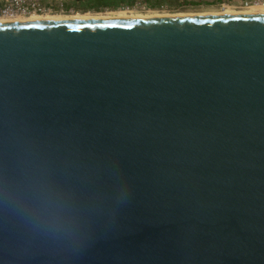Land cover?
I'll use <instances>...</instances> for the list:
<instances>
[{
    "label": "water",
    "instance_id": "water-1",
    "mask_svg": "<svg viewBox=\"0 0 264 264\" xmlns=\"http://www.w3.org/2000/svg\"><path fill=\"white\" fill-rule=\"evenodd\" d=\"M0 264H264V11L0 21Z\"/></svg>",
    "mask_w": 264,
    "mask_h": 264
},
{
    "label": "rangeland",
    "instance_id": "rangeland-1",
    "mask_svg": "<svg viewBox=\"0 0 264 264\" xmlns=\"http://www.w3.org/2000/svg\"><path fill=\"white\" fill-rule=\"evenodd\" d=\"M135 0H120L113 6L95 7H81L78 1L74 0H44L43 2L51 7L48 14L71 15V14H85L90 15H114L119 12H124L127 15H144V14H175V13H210L222 12L224 9L233 11H248L250 9L239 8H222L217 5H211L210 0H146L150 7L146 9L137 8L134 4ZM3 2H0V5ZM45 13V14H46ZM48 15V17H52ZM1 16V15H0ZM44 16V15H42ZM47 17V15H45ZM55 16V15H54ZM153 16V15H152ZM3 18V17H1Z\"/></svg>",
    "mask_w": 264,
    "mask_h": 264
},
{
    "label": "built area",
    "instance_id": "built-area-1",
    "mask_svg": "<svg viewBox=\"0 0 264 264\" xmlns=\"http://www.w3.org/2000/svg\"><path fill=\"white\" fill-rule=\"evenodd\" d=\"M44 0H2L0 5V15L8 16L12 14L29 15L31 13L45 14L50 12L51 7L47 6ZM211 5H217L222 8L250 9L255 5H264V0H210ZM137 8L146 9L150 7L146 0H135Z\"/></svg>",
    "mask_w": 264,
    "mask_h": 264
},
{
    "label": "bare ground",
    "instance_id": "bare-ground-1",
    "mask_svg": "<svg viewBox=\"0 0 264 264\" xmlns=\"http://www.w3.org/2000/svg\"><path fill=\"white\" fill-rule=\"evenodd\" d=\"M264 11V5H255L252 6V8L248 11H233L229 9H224L222 12H210V13H200V14H211V13H237V12H262ZM185 14H195V13H175V14H144V15H127L124 12H119L114 15H101V14H96V15H90L88 13L85 14H71V15H52V14H39V13H31L29 15H19V14H12L8 16H0V21H10V20H31V19H55V18H90V17H125V16H156V15H185ZM44 15V16H42ZM47 15V17L45 16ZM48 15H52V17H48ZM3 17V18H1Z\"/></svg>",
    "mask_w": 264,
    "mask_h": 264
},
{
    "label": "trees",
    "instance_id": "trees-1",
    "mask_svg": "<svg viewBox=\"0 0 264 264\" xmlns=\"http://www.w3.org/2000/svg\"><path fill=\"white\" fill-rule=\"evenodd\" d=\"M120 0H85L78 1L81 7H95L100 8L102 6H113Z\"/></svg>",
    "mask_w": 264,
    "mask_h": 264
}]
</instances>
